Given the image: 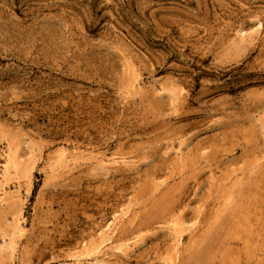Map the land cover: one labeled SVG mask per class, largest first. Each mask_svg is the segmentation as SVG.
Returning <instances> with one entry per match:
<instances>
[{
	"label": "rangeland",
	"instance_id": "374dc122",
	"mask_svg": "<svg viewBox=\"0 0 264 264\" xmlns=\"http://www.w3.org/2000/svg\"><path fill=\"white\" fill-rule=\"evenodd\" d=\"M0 264H264V0H0Z\"/></svg>",
	"mask_w": 264,
	"mask_h": 264
},
{
	"label": "bare ground",
	"instance_id": "6f19581e",
	"mask_svg": "<svg viewBox=\"0 0 264 264\" xmlns=\"http://www.w3.org/2000/svg\"><path fill=\"white\" fill-rule=\"evenodd\" d=\"M227 225H228V224H227ZM227 225H226V226H227ZM234 225H235V224H234ZM231 228H232V226H231ZM231 228H230V229H231ZM233 228H234V227H233ZM221 229H222V227H221ZM226 229H227V228H226ZM226 229H225V230H226ZM228 230H229V229H228ZM222 231H223V229H222ZM227 232H228V231H227ZM221 234H222V233H221ZM228 234H229V233H228ZM231 235H232V234H231ZM225 236H226V235H225ZM230 238H232V237H230ZM219 239H220V238H219ZM220 240H221V239H220ZM239 240H240V239H239ZM243 244H244V243H243ZM196 257H197V256H196ZM197 258H198V257H197Z\"/></svg>",
	"mask_w": 264,
	"mask_h": 264
}]
</instances>
